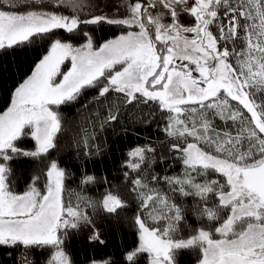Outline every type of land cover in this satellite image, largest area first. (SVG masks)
Masks as SVG:
<instances>
[{
	"label": "snow or ice",
	"instance_id": "snow-or-ice-1",
	"mask_svg": "<svg viewBox=\"0 0 264 264\" xmlns=\"http://www.w3.org/2000/svg\"><path fill=\"white\" fill-rule=\"evenodd\" d=\"M39 2L0 0V53L57 30L83 43L52 39L0 112V247L48 250L46 264H72L65 239L92 224L85 209L115 214L128 207L113 191L98 202L77 196L75 205L66 203L67 177L56 160L18 192L11 163L46 157L65 132L86 157L102 154L106 141L96 143V130L119 121L122 102L147 106L145 123L159 113L162 130L175 138L167 155L146 144L122 165L136 174H123L136 193L139 234L127 264L145 254L148 264H178L186 249L199 251L197 264H264V0H123L118 16L95 14L91 0H48L50 11L36 10ZM102 24L121 31L97 46L89 26ZM84 96L67 121L62 106ZM24 138L34 150L19 146ZM158 155L179 161L181 175L157 173ZM94 182L92 175L81 180ZM161 183L166 191L149 187Z\"/></svg>",
	"mask_w": 264,
	"mask_h": 264
},
{
	"label": "trees",
	"instance_id": "trees-1",
	"mask_svg": "<svg viewBox=\"0 0 264 264\" xmlns=\"http://www.w3.org/2000/svg\"><path fill=\"white\" fill-rule=\"evenodd\" d=\"M109 2H100V9L95 14L122 15L124 8L122 4L111 5ZM47 3L39 2L36 10H52L46 7ZM26 10V9H21ZM67 11L65 10V13ZM94 42L98 46L104 41L115 38L120 34L121 29L108 24L89 26ZM52 39H61L71 42L75 46L83 43L79 37H74L63 30H57L55 36L51 38L33 37V42L9 50L7 54L0 53V112L3 111L10 102L14 88L22 82L24 78L31 74L35 64L46 54ZM67 62V61H66ZM64 66L61 67L63 71ZM94 93L90 91L89 95ZM89 96L81 97L74 105L62 106V111L67 121H71L75 115L76 108L85 103ZM120 119L112 127L100 132L97 129L96 143L104 146L106 150L100 155L86 157L83 147L77 149L71 140L72 133L60 134L57 140V147L50 150V153L43 158L20 157L14 160L12 168L15 176L16 191L22 192L31 182L33 175L43 174L50 161L56 160L59 166L65 170V202L71 201L73 205L78 203L77 196L85 198V201H101L107 191L118 194L128 207L118 210L115 214H108L102 209L93 213L91 207L85 211L92 219V224L82 226L78 231L69 232L65 239V251L69 255L72 264H127L126 253L134 249L139 244L137 227L134 224V217L137 211L136 193L130 191L131 185L124 178V172L129 171L134 178L136 174L122 165L129 159L128 152L137 146L151 144L159 145L157 153L163 152L165 155L167 144L174 142V137H168L162 130L165 121L156 118L149 120L150 109L145 105L123 107L119 102ZM155 109V105H153ZM215 124L223 127L218 119ZM91 144V141H90ZM19 146L26 150H34V141L24 138L19 142ZM91 151H95L92 148ZM170 165V166H169ZM153 169L160 175H181L182 165L179 161L165 159L161 161L159 155L157 161L152 165ZM86 175L95 177V182L91 184H81V180ZM38 186L43 187V179ZM115 186V187H113ZM149 187H157L161 191H166V186L150 184ZM191 198L188 199L190 204ZM151 223V221H148ZM193 228L198 227V222L194 217H190ZM94 233L98 234L96 239ZM189 233L185 232L186 238ZM11 252V257L7 255ZM196 250H182L177 259L178 264H192L196 259ZM50 258V251L33 249L30 253H24L21 248L0 247V264H46ZM137 264H147L146 254L142 255Z\"/></svg>",
	"mask_w": 264,
	"mask_h": 264
},
{
	"label": "rangeland",
	"instance_id": "rangeland-1",
	"mask_svg": "<svg viewBox=\"0 0 264 264\" xmlns=\"http://www.w3.org/2000/svg\"><path fill=\"white\" fill-rule=\"evenodd\" d=\"M101 1H103V3L104 2H109L108 4H111V5H115V2H116V4H123V0H91V2L95 5L94 7H93V9H92V11L94 12V13H96L97 11H98V9H100V2ZM42 2H44V4L45 3H48V0H42ZM37 5V4H36ZM67 12L65 13V14H69V12H68V10H66ZM181 22L182 23H184V24H191L193 21H192V19L190 18V17H188V16H182L181 17ZM64 66V68H63V71H67V69H68V67H70V62H65V65H63ZM34 70V69H33ZM10 105V102H9V104L7 105V107ZM7 107L3 110V111H5L6 109H7ZM3 111H1V112H3ZM139 235V234H138ZM197 252H196V255H197V257H196V259L193 261V263L192 264H197V259H198V256H199V251L198 250H196ZM147 264H148V262H147Z\"/></svg>",
	"mask_w": 264,
	"mask_h": 264
}]
</instances>
